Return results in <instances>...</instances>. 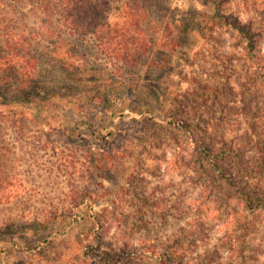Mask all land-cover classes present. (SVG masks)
<instances>
[{"label":"rangeland","instance_id":"374dc122","mask_svg":"<svg viewBox=\"0 0 264 264\" xmlns=\"http://www.w3.org/2000/svg\"><path fill=\"white\" fill-rule=\"evenodd\" d=\"M125 3L151 45L135 66L26 0H0V53L2 33H26L37 73L32 104L30 91L19 96L30 109L0 108L11 197L0 202V264H162L177 234L183 263L264 264V83L234 25L216 16L256 33L264 67V0H114L113 22ZM12 88L2 83L0 103ZM207 147L241 149L218 162L233 185L205 160L219 187L211 198L193 168Z\"/></svg>","mask_w":264,"mask_h":264},{"label":"trees","instance_id":"16d2710c","mask_svg":"<svg viewBox=\"0 0 264 264\" xmlns=\"http://www.w3.org/2000/svg\"><path fill=\"white\" fill-rule=\"evenodd\" d=\"M34 9L40 11L46 16H54L61 19L64 27L76 34L83 36H93L97 42L99 48L108 57L118 62L125 64H132L135 66L137 63L135 59L139 56H146L151 50V45L145 37L143 24L141 23V17L138 15V11H135L129 3H125L122 9L121 20L113 22L110 19L112 3L114 0H26ZM220 10V6L217 7ZM145 18L146 15L144 14ZM216 16L219 20H224L225 25H234L233 30L238 34L242 40L246 43V51L244 53L246 63L257 68V73L261 77L262 83H264V67L260 63L258 58L255 35L250 28H246L244 25L234 23L227 19V17L220 11H217ZM8 29H12L9 27ZM22 31L9 30L6 33H2V51L0 53V86L5 83L14 93V96L9 99L8 103H0V108H11L12 113H16L19 109H30L27 102L20 100L21 96H33L30 104L34 101V96L31 93V83L37 81V73L33 69L31 59L25 52L30 46L29 37ZM36 89L39 90V95L43 92H47V88L42 84H36ZM1 100V99H0ZM111 109L116 108L114 104L107 103ZM187 129V127H183ZM204 150V157L198 158L194 165V170L197 173L199 179L203 181V195L205 198H211L215 192H218L219 187L213 178H210L207 171L205 160H208L211 165L218 172L220 179L223 178L229 185H233L230 181V177H227V170L225 167L218 165L219 160L226 158L229 154L235 155V158H239L241 149H227V151L219 152L215 154L210 153V148L207 147ZM1 160V156H0ZM240 163L241 160H236ZM0 169L3 170L2 164ZM0 179L3 178L2 171L0 170ZM231 176V175H230ZM3 189H0V202L10 201V195H6V190L9 189L10 184L4 179L0 182ZM15 198V197H12ZM262 199L257 198L249 200L245 198L244 202L246 207L250 210L257 208L263 209ZM260 204V205H258ZM95 218L96 215L93 213ZM234 223L239 226L243 220L239 219L236 215ZM93 222H98L92 218ZM176 244L171 248L175 249V253H172L169 247L164 248V255H158L157 259L163 264L164 258L166 261L164 264H190V261L183 263V260H179V235L176 236ZM227 239H229L230 247L232 250L237 249V234L236 226L227 233ZM162 251V250H161ZM165 256V257H164ZM107 264H121L122 257L120 255H113L107 257ZM204 264V263H199ZM206 264V263H205Z\"/></svg>","mask_w":264,"mask_h":264}]
</instances>
